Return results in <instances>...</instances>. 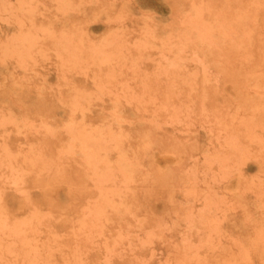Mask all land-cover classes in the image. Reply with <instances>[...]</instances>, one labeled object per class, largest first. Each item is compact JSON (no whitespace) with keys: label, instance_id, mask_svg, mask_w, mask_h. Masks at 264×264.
Segmentation results:
<instances>
[{"label":"rangeland","instance_id":"374dc122","mask_svg":"<svg viewBox=\"0 0 264 264\" xmlns=\"http://www.w3.org/2000/svg\"><path fill=\"white\" fill-rule=\"evenodd\" d=\"M0 264H264V0H0Z\"/></svg>","mask_w":264,"mask_h":264},{"label":"bare ground","instance_id":"6f19581e","mask_svg":"<svg viewBox=\"0 0 264 264\" xmlns=\"http://www.w3.org/2000/svg\"><path fill=\"white\" fill-rule=\"evenodd\" d=\"M201 44V43H200ZM175 45V44H174ZM197 46V45H196ZM210 55V54H209ZM217 65V64H216ZM15 84V83H14ZM17 85V84H16ZM18 87V86H17ZM114 104V103H113ZM14 122V121H13ZM111 133V132H110ZM127 135V134H126ZM94 139V138H93ZM109 141V140H108ZM101 142V141H100ZM99 142V143H100ZM104 145V144H103ZM148 145V144H147ZM133 151V150H132ZM76 154V153H75ZM123 156V155H122ZM122 157H120V159H121ZM126 163V162H125ZM94 173V172H93Z\"/></svg>","mask_w":264,"mask_h":264}]
</instances>
